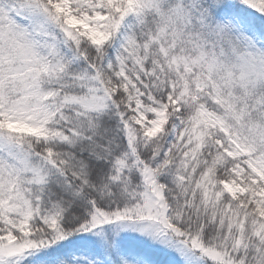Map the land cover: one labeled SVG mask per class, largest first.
Listing matches in <instances>:
<instances>
[{
    "label": "snow or ice",
    "instance_id": "obj_1",
    "mask_svg": "<svg viewBox=\"0 0 264 264\" xmlns=\"http://www.w3.org/2000/svg\"><path fill=\"white\" fill-rule=\"evenodd\" d=\"M0 264H264V0H0Z\"/></svg>",
    "mask_w": 264,
    "mask_h": 264
}]
</instances>
